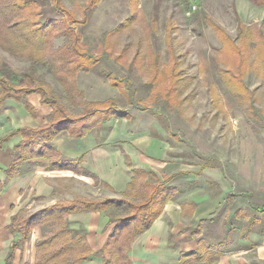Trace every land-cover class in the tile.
I'll return each instance as SVG.
<instances>
[{"label": "rangeland", "instance_id": "rangeland-1", "mask_svg": "<svg viewBox=\"0 0 264 264\" xmlns=\"http://www.w3.org/2000/svg\"><path fill=\"white\" fill-rule=\"evenodd\" d=\"M63 1L80 20L89 14L87 23H78L76 28L82 48L99 61L93 70L78 72L77 84L83 95L76 94L75 101L116 98L121 108L129 109L139 118L151 116L165 129L167 138L184 150L189 163L220 165L233 179L243 170L249 181L239 183L238 189L249 197L246 210L264 219V212L254 210L264 206V79L251 68L243 75L248 92L230 90L220 73V69L227 67L220 54L223 42L209 25V20L216 21L234 39L239 35L240 22L264 31V0H101L93 8L88 7L90 0ZM39 2L42 19L62 18L53 0ZM132 15V23L116 30ZM169 32L171 38L167 36ZM65 42L66 38L59 36L54 45L59 48ZM0 57L2 74L12 81L23 84L33 75L51 85L72 114L84 111V105L68 101L65 87L49 66L35 65L2 48ZM153 64L161 70L166 65L176 66L183 80L178 87L179 104L168 105L158 92L160 89L151 87ZM109 74L123 80L131 100L111 85ZM125 119L133 120L113 117L106 124H122ZM93 179L88 183L67 184L90 198L103 199L111 194L110 188L98 178ZM145 192L142 189L135 199ZM52 202H31L22 211L30 214ZM114 213L107 211L106 215ZM245 222H234L228 217L213 238L220 240L227 226L236 224L241 228ZM44 232L41 230V234ZM237 235L238 231L235 238Z\"/></svg>", "mask_w": 264, "mask_h": 264}, {"label": "trees", "instance_id": "trees-1", "mask_svg": "<svg viewBox=\"0 0 264 264\" xmlns=\"http://www.w3.org/2000/svg\"><path fill=\"white\" fill-rule=\"evenodd\" d=\"M101 0H90L89 8H93ZM55 9L62 18L42 19L43 12L39 0H0V48L12 55L23 57L33 64L47 65L65 87L68 101L84 105L81 114H72L62 97L45 81L29 75L27 82L16 83L2 74V58L0 57V112L8 99L23 101L27 109L36 115V108L28 101L33 93L41 95L42 104L52 107L49 120L38 127H22L0 139V148L16 133L23 135V140L15 146L14 160L5 170L7 179L22 173V167L33 159H50V169H69L76 173L83 171L82 161L63 157L54 144V140L62 133L73 137H84L102 128L113 117L134 119L129 109H123L116 98L104 101H83L78 103L74 97L83 95L78 87L77 74L80 71L93 70L98 59L89 51L84 50L79 42L80 34L76 28L78 23H87L89 14L79 19L75 11L69 9L63 0H53ZM134 20L130 16L116 30L123 29ZM209 25L223 42L220 50L221 59L226 63L225 69H220L226 86L235 92L247 93L248 88L243 81V75L251 68L264 79V31L253 25L240 22L239 35L234 39L226 29L214 20ZM59 36L66 38L63 46L56 48L54 41ZM171 38V32L167 33ZM253 54V59L251 55ZM149 78L151 87L160 89L168 105L179 104L178 87L183 81L179 78L176 66L166 65L162 70L157 64L151 66ZM111 85L124 93L131 100L122 79L109 74ZM181 101V100H179ZM172 132L170 128H166ZM210 165V164H208ZM132 182L121 197H106L103 199L77 196L74 199H62L55 204L44 207L30 214L20 211L12 217L9 229L12 233L22 235L21 239L13 241L7 263L11 264L15 252L21 244L32 238L37 228L44 234L36 241V264H83L94 254L84 229L75 230L71 227L69 215L89 211H114L109 217L105 228L110 230L108 239L99 251L103 264H133L130 259L131 244L135 238L147 231L162 214L166 204L176 199L183 191L177 186L162 182L157 175L143 169L133 171ZM0 178V191L5 186ZM146 192L138 200L135 197ZM140 199V200H139ZM264 212L263 208L255 209ZM234 220L248 217L245 226L240 229V238H248L253 232L264 233V219L258 214L238 210ZM203 223V222H202ZM236 224L229 229L219 245L206 246L202 241L197 251L191 255L196 258L224 254L232 243V236L238 229ZM207 254L203 255L205 251Z\"/></svg>", "mask_w": 264, "mask_h": 264}, {"label": "crops", "instance_id": "crops-1", "mask_svg": "<svg viewBox=\"0 0 264 264\" xmlns=\"http://www.w3.org/2000/svg\"><path fill=\"white\" fill-rule=\"evenodd\" d=\"M114 94L111 88V96ZM41 98L38 93L28 97L36 108V115L23 101L8 99L0 112V139L22 127L38 128L46 124L52 107L42 104ZM133 115L131 122L125 119L122 124H105L81 138L68 133L56 137L54 144L63 157L83 158L80 173L50 169V159L36 158L22 167L21 174L8 180L5 170L12 164L15 146L23 140V135L16 133L4 143L0 148V178L6 181L0 191V264L7 263L13 241L22 238L21 234L9 229L12 217L31 202L53 200L55 204L77 196L90 198L86 193H77L67 183H88L93 178L112 190L107 197H121L132 182L135 169L152 171L162 182L167 181L168 185L183 191L170 200L153 225L132 242L130 259L133 264H264V233L253 232L246 239L239 237L246 222L233 233L232 243L224 254L211 253L202 258L191 255L202 241L208 247L219 245L234 226H227L220 240L214 239L220 233L218 229H223L225 220L237 218L238 210L248 212L245 207L249 205L247 192L238 189L239 183H248V177L243 170L239 178L233 179L220 165L189 163L184 150L167 138L165 129L151 116ZM231 206L236 209L232 211ZM263 207H254V210ZM109 218L102 211L69 215L73 229L86 230L95 252L83 264H103L98 253L111 230H105ZM239 220L247 221L248 217ZM40 236L39 227L29 241L18 247L11 264H36V241Z\"/></svg>", "mask_w": 264, "mask_h": 264}]
</instances>
